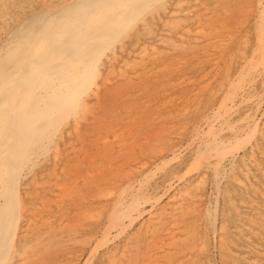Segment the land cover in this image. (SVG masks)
Here are the masks:
<instances>
[{
  "label": "bare ground",
  "instance_id": "6f19581e",
  "mask_svg": "<svg viewBox=\"0 0 264 264\" xmlns=\"http://www.w3.org/2000/svg\"><path fill=\"white\" fill-rule=\"evenodd\" d=\"M239 2L240 0L237 2V6L235 5L237 13L239 11L243 12V14L248 12L251 16L254 37L253 44L248 53L245 51V54H240L234 58L237 61L236 69L232 73H227L224 76L219 92H215V102L209 105L207 101V105L209 106L202 110L200 117L198 116L199 118H197L198 120L196 119L197 121H194L187 137L188 144L185 143V145H188L186 148L189 147V144L193 145L194 157L192 156L193 162H190L194 163V161H197V165H194L195 167L203 170V172H209L211 181L216 188L222 179L228 177L227 179H229L232 185L246 189V179H249V175L252 173L251 168L254 170V174L251 175L253 176L252 179L254 177V179H258V176L260 177L259 181L253 179L256 182L258 181V183L251 189L252 193L250 194L249 192L250 196L247 199L235 201L232 198L231 203L228 202L231 204L233 211L235 210L238 215L237 219L233 217L236 221L228 230L235 235H241L243 233L250 235L245 238L246 241L243 239L245 244L237 246L233 245V242V244L227 243V245L226 241L222 242L224 235H220L222 237L220 238L219 236V240L222 239L220 242L222 245H225L220 248L221 251L231 256V258L230 256L227 257V259L230 258L227 261L224 260V262H227L226 264H245L239 261L236 262L237 259L234 260V256L238 257V260L239 258H244L245 261L247 260V264H264V126L257 128L259 132V135H257L260 136L263 144L259 143L256 146L254 145L256 157L253 156L254 153H252L253 155L251 154L253 159H250L251 156L248 155L250 157H248L249 160L247 159L248 165L246 162H243L247 157L243 159L240 157L243 166H237L239 168L238 173L235 171L232 172L233 170H230L231 172L229 171V169L235 168L233 167V160H235L236 152L238 149L243 148V142H240L241 146L236 147V142L240 139L239 136L244 135L242 140L245 139L249 127L252 125L256 126V120L258 121V119L255 120L254 115L264 106V0H247L245 2L242 1L238 5ZM204 3L202 0H17L16 4H14V0H0V264H43L48 254L51 255L52 252L58 253L59 251L64 252L63 247L65 244L70 242L78 244L79 240L77 238L80 237L81 239L85 231L86 224L84 225L83 219L90 220L92 218L94 220L93 218L96 212L92 215L90 214L91 211H88L89 209L81 210L77 213L75 212L72 221H68L64 217L67 213L64 214L61 209L65 202H70V204L73 202V205L76 206L78 199L80 197L84 199L82 194L86 195L90 188L97 187L98 189H104L107 185L113 189L112 194L109 192L112 202L107 211L106 220L98 228L102 236H108L112 230L124 232L142 214L141 208L143 204L152 202V204L150 203L152 205L151 207L154 206L153 204H158L160 197L154 199V196L152 197L148 192L147 194L145 192L144 176L142 177L143 172L146 169L149 172V169L159 165V162L157 163L155 161L162 158L159 155L166 156L167 154H171L175 157L178 149L173 150L162 147L157 150L155 149L156 151L154 153L150 150L155 154V158L149 159L148 161H143L140 158L137 159L130 155H120L121 158L117 163L115 162L117 158L114 159L113 156L132 152L139 145V142L148 143L151 140V143L155 141L159 143L162 140L164 141L171 133L166 129V125L170 128L175 126V124L174 122L173 124H167V120L165 121L166 124L159 122L161 125L155 124L154 130L153 128L151 129L150 125L147 126L150 127V129L148 128L149 130H153L152 133L149 131L150 134L147 132L149 136L144 135L147 129L144 132L141 131L144 133V136L140 130V134L137 135V129H140L137 126H139L138 123H142V119L134 116L138 108L136 112L132 113L133 109L137 107L136 101L132 100L127 103L124 96H128L126 89L133 88L131 83L134 77L139 76V79L140 77L144 78L147 76L145 75L147 73L155 77L156 74H164L170 68H175L179 64L182 65L186 61L185 55L176 59L169 57L163 58L158 62L155 61L157 64H153V69H148L145 61L150 57L152 59L158 55L161 57L165 49L167 52L169 50H177L180 53L187 50L189 53L195 52L194 50L198 46L197 44L194 47V45L189 43L190 45L186 48L181 45V42L179 44L176 41L182 40V36L190 32V27L182 24L185 18L195 17V20L193 19L194 22L192 21L193 23H191L194 25L193 29L200 34L197 39L201 37L200 39L202 41L206 40L207 44L210 43L213 46V49L216 46H224L222 45L223 37L219 32L221 27L220 23L222 22L219 21V18L227 17V12L225 8L222 9L218 4H213L211 9L214 10L213 13L215 12L217 16L216 20L218 21L216 24L219 25L216 27L212 26L211 23L206 24L204 20L208 15H206L207 7ZM157 21L160 23V26L159 28L157 27L158 29L156 28L157 32L152 37H140V29H143L142 31H144L145 27L146 29H150L149 24L157 23ZM236 25L235 27H237ZM174 26L176 27L174 28ZM207 27L208 29L206 30ZM234 30L236 31L237 29ZM171 31H174V35H172ZM230 31L227 32L229 33ZM149 32L147 34H150ZM236 33L230 34L235 35ZM230 34L227 37H230ZM247 35L250 34L246 33L243 36L248 38ZM171 36H176L178 39L175 40ZM131 38L134 40H131ZM230 39L232 40V38ZM226 41L228 42L230 40ZM242 41L244 42L243 38ZM242 43H239V45ZM245 44H247L246 40ZM239 45L237 49H239ZM219 47L218 49H220ZM221 52L224 51L222 50ZM235 52L239 53L237 51ZM228 54L225 55L229 58L231 54ZM130 56H132L131 59L133 60V62L131 61L132 66L130 63L127 64V59ZM225 58L227 57L225 56ZM234 59L232 60L234 61ZM224 60L226 62V59ZM228 62H226V65ZM190 65L193 66L192 64ZM141 72L144 73L142 74L144 77L140 75ZM201 72L204 71L201 70ZM168 75L172 76V74ZM116 76H119V78H116ZM184 77L186 76L184 75ZM114 79L115 81L116 79H120L121 82L123 81V86L115 85L117 83L114 86L112 84ZM207 90H211L210 87ZM127 92L129 93V90ZM212 97L210 96L209 102L210 100H214V97L213 99ZM120 100L123 103H120ZM117 102L121 104L122 110H125H123L125 120L118 117L117 110L114 106ZM142 105L146 106L145 104ZM241 105L248 106V109L243 110V114L237 118L235 116ZM144 106L140 110L144 109ZM156 106L158 105L156 104ZM116 107L118 106L116 105ZM154 112L156 111L154 110ZM152 113H150V116ZM145 116L143 114L144 118ZM159 118L161 119V117ZM67 119L71 121L70 124L66 123ZM148 121L151 122L152 119ZM148 121L146 120V122ZM155 121L158 122V118ZM64 122L66 126H63V124L65 125ZM135 127L136 134L134 133L135 131L133 132V128L135 130ZM225 131L227 136L224 137L223 132ZM254 135L256 136V134ZM72 136L78 140V143L71 144L72 146L68 150L71 152L65 153L67 148L63 146L68 143L69 138ZM256 142L254 143L256 144ZM167 149L170 151L164 154ZM251 150L253 151V149H250V152H252ZM147 151L149 153V150ZM147 151L145 150L146 153ZM141 152L144 153L143 149ZM49 156L51 163L47 161L49 164H43L44 167L42 170L38 169L42 171L40 175L37 172L32 173V169L38 165L40 166L45 160H49ZM63 157H65V161L62 162L64 165L59 168V163L63 160ZM179 159L181 160V158ZM179 159L176 161L178 162ZM170 160L168 158V163H170ZM160 163L162 162L160 161ZM227 165L229 166L228 168ZM161 169L164 168L162 167ZM168 172L170 174V171ZM171 174L175 178V174ZM203 174L205 175V173ZM182 176L180 174V180L183 178ZM193 178L196 177L193 176ZM115 179L117 182H113L115 183L114 185L109 183ZM187 180L184 181L185 184H182V186L176 187L177 191L172 196L170 195V201L167 199L168 203L165 207H159V210H149V217L152 218L149 221L147 217L146 219L149 222L147 223L145 220L146 225L144 226V232L148 235L144 234L143 239L139 241H137L136 237H133L130 243H124L125 246L122 252L120 249L121 253H118V256L112 255L114 258L118 257L116 261L114 260L115 262L112 261L114 264H184L183 261L186 258L193 256V254L190 255L193 251L191 247L194 245V243L192 245L191 240L193 239L194 241L195 235L191 231L195 223L192 216L199 211H201L200 213L202 215L205 214L206 216L205 223H203L204 226L207 224L212 229V234L208 232L210 236L213 235L215 237L217 235H215V232L221 234L225 231L226 228L222 224L221 227L219 226L220 229L217 232L214 227L215 219L213 221L210 215V204L207 202L209 205L207 204L206 206L204 204L205 207H201L200 202L202 198L198 193L200 188L198 191H195L192 187L196 184L191 185L187 183L189 182ZM203 180L199 184H203ZM81 186L87 192L80 191L79 187ZM172 186L174 187V185ZM249 188L246 189L247 193ZM233 190L235 189L233 188ZM228 192L225 193L228 195ZM214 195L217 198V194ZM231 195L233 194L231 193ZM89 197L91 198V196ZM66 207L64 208L66 209ZM217 207L215 206V208ZM215 208L213 207V209ZM147 210L146 212H149ZM98 211L101 212V210ZM245 217L257 220L258 222L255 224V227L250 226L249 220H246ZM184 219H188L186 222L188 221L189 223H182ZM97 221L100 222L99 220ZM202 228L206 231L208 227L206 229L205 227ZM203 234V239L205 236H208L204 232ZM133 235L135 236L134 233ZM99 237L96 239L97 242H99ZM84 238L89 242V237L84 236ZM229 239H232V237ZM75 240L78 241L75 242ZM127 240L129 242V239ZM243 240L240 238V241ZM187 241H190L191 247ZM207 241H209V238ZM240 241L237 243L240 244ZM204 244V242L200 244V250L203 251V254L205 253L204 248H206ZM200 245L197 248H200ZM80 246L82 247V245ZM100 250L102 249L100 248ZM75 252L73 251V253ZM89 253V256L85 257H89L92 260ZM110 253L112 254V251ZM77 255H81V253ZM247 255H250L248 259H246ZM70 256L71 258H64L65 262L61 264L79 263H77L76 257L73 258L72 255ZM255 257H258V259ZM89 258L85 259L86 262L91 261ZM109 263L111 262L109 261ZM221 263H223V260H221Z\"/></svg>",
  "mask_w": 264,
  "mask_h": 264
},
{
  "label": "rangeland",
  "instance_id": "374dc122",
  "mask_svg": "<svg viewBox=\"0 0 264 264\" xmlns=\"http://www.w3.org/2000/svg\"><path fill=\"white\" fill-rule=\"evenodd\" d=\"M208 1V2H207ZM211 1V2H210ZM239 0H202V2L204 3V2H206V3H204V5L207 7V9H206V15H208V17H211V18H208L207 16V18L204 20V22L207 24H210L211 23V25L212 26H218L219 24H216L218 21L216 20V14H215V12L213 13V11L214 10H212L211 9V7H212V5L213 4H218L219 6H221V8L223 9V8H225V11L227 12L226 13V16L227 17H225V18H219V21L221 22L220 23V29H219V32H220V35L223 37V44L222 45H224V46H216L217 47V49H218V47L220 48V49H216V47H215V49H213V46H211V44L210 43H208L207 44V41L206 40H203L202 41V39H200L201 37H199L198 39H197V37L200 35L199 33H197L196 31H195V29H193L194 28V25L192 24L194 21H193V19L195 20V17L194 16H192V18H190V17H188V18H185L183 21H182V24H185V25H187L188 27H190L189 29H190V32H188L186 35H184V36H182V40H176V39H178L176 36V38L174 37V36H171V38H173V39H175L179 44H181L183 47H188L190 44L191 45H194V47H195V45L197 44L198 46L196 47V49L194 50L195 52L194 53H189L188 52V50L187 51H184V52H186V53H180V52H178L177 50H169L168 52L167 51H165V50H163V52H162V55L164 56H162L161 55V57H160V55H158L156 58H154V59H152V57H150L149 59H147V61H145L147 64H146V66H147V68L149 69V68H152V66H154L153 64H155L156 62H158L159 60H161V59H163V58H172V59H176V58H178V57H181V56H184L185 55V57H186V61H185V63H182V65H178L177 67H175V68H170V70H168L166 73H164V74H162V73H159V74H156L155 75V77H153V75L151 76L149 73H147V74H145V75H147V76H145L144 77V75H142V74H144V73H140V75H142L144 78H146V79H144V78H142V77H140V79H141V81H140V79L136 76V77H134L133 79H132V86H133V88H130V89H128L129 90V93L127 92L128 90L126 89V94L128 95V96H124L125 97V100L127 101V103H129V102H131L132 100L133 101H136V108L135 109H133V111H132V113H134V112H136L137 111V108H138V113L136 112V113H134L135 115L134 116H137V118H139V119H142V123H138V125L139 126H137V128H140V129H137V135H139L140 134V132L142 131V132H144V130H146V133L144 134V133H142V135L144 134V135H147V136H149V134H150V132L149 131H151V130H149L150 129V127H151V129L153 128V130H154V128H155V126L156 125H161V124H166V122H167V124L168 123H172L173 124V122H174V124H175V126H173V127H170L169 128V126H167L166 125V129L168 130V131H170L171 133H170V136L168 137V138H166L164 141L162 140L161 142H157V141H155V142H153V143H151V140H149L148 141V143H145V142H139L138 144L139 145H141L140 147H138L139 145H137L135 148H134V150H132V152H129V153H127V154H125V153H122V154H119V156H113L114 157V159L115 158H117V159H115V162H119V160H120V155H130V156H133L134 158H137V159H141V160H146V161H148L149 159H154L155 157V154H153L154 153V151H156L157 149H160V148H162V147H165V148H169V149H173V150H177V152H176V154H175V157H173V155H171V154H167L166 156H160L159 155V157H162L161 159L159 158V159H157V160H155V161H157V163L159 164L158 166H155V167H157V168H151V169H149V172H148V169H146L143 173V175H142V177L144 178L143 179V182H144V186H145V192H146V194H147V192H148V194H150V196H154V199L155 198H159L160 197V199L158 200V204H153L154 206L153 207H151L152 205H150V203L152 204V202H147V204H143V206H142V208H141V210H142V214H140V216L139 217H137L134 221H133V223L130 225V226H128L127 227V229L126 230H124V232H119V231H116V230H112L111 231V234H109L108 236H102L101 235V233L99 232V227L102 225V223L103 222H105V220H106V217H107V211L109 210V206H110V204H111V202H112V199L110 198V195L113 193L112 191H113V189L109 186H107L106 185V187L103 189V188H101V189H98L97 187H95V188H90L89 190H88V192H87V190H85V188L83 187V186H81V187H79V189H80V191L82 190V192L84 191H86L87 192V196L86 195H84V194H82L83 196V198L84 199H82L81 197L78 199V204L76 205V206H74L73 205V202L70 204V202H65V203H63V208L61 209V210H63L62 212L64 213V214H66L67 213V215H65L64 217L66 218V220H68V221H72V219H73V215L75 214V212L77 213V212H79V211H81V210H88V211H91V213L90 214H92V215H94V213L96 212H98V213H100V214H96L95 213V215H96V219H95V215H94V220H92V218L89 220H86V219H83L84 220V225H85V231L83 232V237H81V239H80V237H78L77 239L79 240H77L78 241V244H74V243H68V244H65L64 245V247H63V249H64V252H65V254H64V252L63 251H57L58 253H53L52 252V256H54V255H56V256H54V257H52L50 254H48V256L47 257H45V260H44V263L43 264H61V263H64L65 262V260H64V258H66V259H68V258H71V256L70 255H72L73 256V258H77V263L78 264H105V262H106V264H111V263H113L112 261H116V259L118 258H114L112 255H114V256H118L121 252H122V250L124 249L123 247L125 246V244H128V243H130L131 241L130 240H132L133 239V237H136L137 238V241H139L140 239H143V236H144V234L146 235L147 233L146 232H144L145 231V228H144V226L146 225V222H145V220L147 221V223L150 221V218H152V217H149L150 216V209H152V211L153 210H159L160 208H163V207H165L166 205H167V201L169 200L170 201V198H171V196L173 195V193L174 192H176L177 191V188L178 187H180V186H182V184H185V182L184 181H186L187 179H189V180H187V181H189V182H187V183H189V184H191V185H195L194 187H192L193 189H195V191H198V189H199V191H198V193L201 195V198L203 199H201V202H200V205H201V207H205L204 206V204L207 206V204L209 203L210 204V206H211V213H210V211H209V213H210V215H211V217L213 218V221H214V219H215V221H214V227H215V229L217 230V232L219 231V229H220V227H221V225L222 224H224V228H226L225 229V231H223L221 234H218V233H216L215 232V237L213 236V235H211L210 236V234H212V229L209 227V226H207V224H205V226H204V224L203 223H205V218H206V216H205V214L204 215H202L200 212L201 211H199V212H197V213H195L193 216H192V219L195 221V223H194V226H193V229L191 230L192 231V233H193V235H194V241H193V239L191 240V243H192V245H193V243H194V245L191 247L190 245H191V243H190V241H187V242H189L188 243V245L192 248V253L190 254V255H192L193 254V258L191 257V258H186L183 262H184V264H192L193 262V264H226L227 262V260L228 259H230L231 258V256L230 255H226V254H224L222 251H221V247H223V246H225L224 244L222 245V243L220 242V241H222V239H223V241L222 242H225L226 241V244L228 243V244H233V242H234V244L233 245H237V246H241V245H244L245 243V241H246V239L245 238H247V236H250V235H246V234H241V235H235V234H232L228 229L231 227V226H233V224L235 223V221H236V219H237V217H238V215H237V212L234 210L233 211V208H232V206H231V200H232V198L235 200V201H237V200H239V199H247V197L248 196H250V194L252 193V191H251V189H253V187H255V185H257V183H258V181H259V176H258V181L256 182V181H254V180H256V179H252V177L253 176H251L252 174H254V170H253V168H251V174L249 175V179L247 180L246 179V187L247 188H249V187H251V188H249L248 189V193H247V188L246 189H243V188H238V187H235L234 185H232L231 184V182L229 181V179H227L228 177H226V179L224 178V179H222L221 180V182L218 184V187L216 188V186L214 187V185H213V183H212V179H211V176H210V173L209 172H203V170H200L199 168H197V167H195L196 165H197V161H194V163H191V162H193V145H190L189 144V147H187L186 148V146H188V145H185V143L186 144H188V134H189V132H190V130L192 129V126H193V124H194V121L197 119V118H199L200 117V114L202 113V110H204L205 108H207L209 105H212L214 102H215V92H219V88L221 87V84L223 83L222 82V80H223V78H224V76L227 74V73H232L235 69H236V67H237V61H236V59H234V58H236L238 55H240V54H245V51H246V53H248L249 52V50H250V48H251V46H252V44H253V24H252V21H251V16H250V14L248 13V12H246V13H244L243 14V12H241V11H239V13H237V11H236V9H235V5L237 6V2H238ZM242 1L243 2H245V1H247V0H240V2L238 3V5L239 4H241L242 3ZM16 2H17V0H14V4H16ZM236 3V4H235ZM230 4V5H229ZM228 5V6H227ZM234 5V6H233ZM225 6V7H224ZM229 8V9H228ZM219 9V8H218ZM229 12H228V11ZM209 11H211V12H209ZM236 12V13H235ZM210 13V14H209ZM241 13V14H240ZM249 14V15H248ZM231 16H232V18H231ZM250 16V17H249ZM215 17V18H214ZM243 18V19H242ZM247 18V19H246ZM240 19V20H239ZM242 19V20H241ZM188 20H191V21H188ZM229 20V21H228ZM193 21V22H192ZM208 21V22H207ZM226 21V22H225ZM230 21H233V22H230ZM192 22V23H191ZM225 22V23H224ZM228 22H230L229 24H231L230 26H229V24H228ZM237 22V23H236ZM157 23H158V21H157ZM150 23L149 25H150V29H146V27H145V29H144V31H142L141 29V31L139 30V35H140V37H144V36H147V37H149V36H151L152 37V35L153 34H155L156 32H157V29L159 28V26H160V23ZM190 23V24H189ZM153 24V25H152ZM224 24H225V26H224ZM235 24H237L236 26L237 27H235ZM238 24H239V26H238ZM156 27H155V26ZM224 26V28H223V26ZM226 25H228V26H226ZM232 25H234V26H232ZM193 26V27H192ZM153 29H152V28ZM158 27V28H157ZM176 26H174V28H175ZM192 27V28H191ZM154 28H155V30H154ZM157 28V29H156ZM171 28H173V27H171ZM227 28V29H226ZM249 28V29H248ZM192 29V30H191ZM208 29V27L206 28V30ZM234 29H237L236 31L234 30ZM239 29V30H238ZM149 30H151V32H149ZM229 31V30H231L229 33L227 32V31ZM245 30V31H244ZM248 30H250V31H248ZM155 31V32H154ZM233 31V32H232ZM247 31V32H246ZM150 33V34H147V33ZM172 32V35H174V31H171ZM223 34H222V33ZM228 33V34H233V33H236L235 35H231L230 37H227V35L228 34H226V33ZM242 32V33H241ZM250 32V33H249ZM189 33H191V34H189ZM239 33V34H238ZM244 33V34H243ZM246 33L247 34H250V35H247L248 36V38L246 37L245 38V36H243V35H246ZM242 34V35H241ZM142 35V36H141ZM226 35V36H225ZM237 35V36H236ZM241 35V36H240ZM196 36V37H195ZM233 36V37H232ZM188 37V38H187ZM195 37V38H194ZM229 38V39H227V38ZM239 37V38H238ZM134 38V37H133ZM133 38H131V40L133 39ZM193 38H194V40H193ZM230 38H232V40H233V42H232V40L230 39ZM242 38H243V40H244V42L242 41ZM250 38H252V39H250ZM135 39V38H134ZM133 39V40H134ZM185 39V40H184ZM225 39V40H224ZM240 39V40H239ZM201 40V41H200ZM226 40H230V41H226ZM236 40V41H235ZM245 40H246V42H247V44H245ZM237 43L238 41V45H239V43H242V44H240L239 45V49H237L238 48V45L235 43V42ZM249 41V42H248ZM181 42V43H180ZM186 44H185V43ZM224 42H226V43H224ZM184 43V44H183ZM188 43V44H187ZM190 43V44H189ZM194 43V44H193ZM249 43V44H248ZM226 44H227V46H226ZM234 44V45H233ZM237 45V46H236ZM243 45H244V47H243ZM246 45V46H245ZM248 45V46H247ZM234 46V47H233ZM236 46V47H235ZM202 47V48H201ZM224 47V48H223ZM207 48V49H206ZM209 48V49H208ZM221 48H222V50L224 51V52H221L222 50H221ZM232 48V49H231ZM234 48H236V49H234ZM240 48H242V49H240ZM245 48V49H244ZM199 49H201V50H199ZM203 49H204V51H203ZM229 49H231V50H229ZM207 50V51H206ZM199 51V52H198ZM200 51H202V52H204V53H202V52H200ZM212 51V52H211ZM229 53H227V52ZM232 51H233V53H232ZM235 51H237V52H239V53H236ZM166 52H167V54H166ZM211 52V53H210ZM220 52V53H219ZM176 53H178V54H176ZM187 53H188V55H187ZM213 53V54H212ZM216 53V54H215ZM217 53H219V54H217ZM161 54V53H160ZM165 54V55H164ZM191 54V55H190ZM206 54V55H205ZM208 54H210V55H208ZM225 54H228V55H230L229 56V58H228V56L227 55H225ZM171 55V56H170ZM176 55V56H175ZM200 55H202V56H200ZM208 55V56H207ZM216 55V56H215ZM221 55V56H220ZM167 56V57H166ZM173 56V57H172ZM198 56V57H197ZM215 56V57H214ZM222 56H224V57H222ZM225 56L227 57V58H225ZM131 57L132 56H130V58L129 59H127V64H129L130 63V65L132 66V62H133V60L131 59ZM196 57V59L194 60V58ZM201 57V58H200ZM204 57V58H203ZM207 57H211V58H208L207 59ZM218 57V58H217ZM231 57H233L232 59H234V61L232 60V59H230ZM199 58V60H202V61H199V60H197ZM221 58V59H220ZM223 58V59H222ZM152 59V60H151ZM190 59H192V60H190ZM211 59V60H210ZM224 59H226V62H228V59H229V62H228V64H229V67H228V64L226 65V62H225V60ZM220 60H222V61H220ZM224 60V61H223ZM132 61V62H131ZM156 61V62H155ZM216 61V62H215ZM217 61H218V63H217ZM231 61V62H230ZM192 62V63H191ZM152 63V64H151ZM209 63V64H208ZM220 63V64H219ZM223 63V64H222ZM157 64V63H156ZM184 64H185V66H184ZM190 64H192L193 66L194 65H196V66H191ZM234 64V66H232ZM151 65V66H150ZM188 65V66H187ZM210 65V66H209ZM215 65H217L216 67H215ZM223 65V66H222ZM150 66V67H149ZM190 66V67H189ZM212 66H214V67H212ZM123 67V66H122ZM215 69V68H217V69H215L214 71H213V69ZM222 67H224V68H222ZM234 67V68H233ZM130 68V67H129ZM211 68V69H210ZM153 69V68H152ZM173 69V70H172ZM191 69V70H190ZM133 70V69H132ZM201 70L202 71H204V72H201ZM223 70V71H222ZM176 71V72H175ZM199 71V72H198ZM175 72V73H174ZM223 72H225L224 74H223ZM178 73H179V75H178ZM201 73H203V74H201ZM205 73V74H204ZM219 73H220V75H219ZM168 74H172V76L171 75H168ZM186 76V77H184V75ZM149 75V76H148ZM159 75V76H158ZM183 75V77H181ZM203 75V76H202ZM206 75V76H205ZM202 78H201V77ZM212 76V77H211ZM153 77V78H152ZM164 77V78H163ZM205 77V78H204ZM220 79H219V78ZM116 78H119V76H116ZM138 79V80H136V79ZM147 78H148V80H147ZM156 78V79H155ZM170 78V79H169ZM190 78H192V79H190ZM199 78H201V79H199ZM207 78V79H206ZM143 79V80H142ZM155 79V80H154ZM164 79H167V80H164ZM189 79V80H188ZM218 79H219V81H218ZM136 80V81H135ZM163 82H162V81ZM186 80V81H185ZM201 80H202V82H201ZM214 80V81H213ZM221 80V81H220ZM140 81V82H139ZM146 81V82H145ZM148 81V82H147ZM172 81V82H171ZM191 81V82H190ZM207 81V82H206ZM218 83H217V82ZM161 82H162V84H161ZM166 82V83H165ZM169 82H171V83H169ZM175 82V83H174ZM195 82V83H194ZM206 84H204V83ZM217 84H216V83ZM115 83H117V84H115ZM120 83V84H119ZM180 85H179V84ZM184 83V84H183ZM203 83V85H201ZM212 83V84H211ZM113 85L115 84V85H118V86H120V87H122L123 86V81L121 82V80L119 79H116V81H115V79H114V82L112 83ZM134 84V85H133ZM168 84V85H167ZM178 84V85H177ZM215 84V85H214ZM114 85V86H115ZM138 85V86H137ZM144 85V86H143ZM166 85V86H165ZM182 85H183V87H182ZM198 85V86H197ZM210 87V89L212 90H207V89H209V87ZM211 85H212V87H211ZM170 86V87H169ZM193 86V87H192ZM201 86H203V87H201ZM160 87V88H159ZM207 88L206 90H205V88ZM201 88H203V89H201ZM123 89H125V88H123ZM187 89V90H186ZM217 89V90H216ZM192 90V91H191ZM184 91H186V92H184ZM125 92V91H124ZM194 94H193V93ZM206 92H209V93H211V94H209V93H207V94H205ZM214 94H213V93ZM145 94V95H144ZM213 94V95H212ZM140 95V96H139ZM179 95V96H178ZM189 96V97H187V96ZM207 95H208V97H207ZM212 97H214V100H210V102H209V98H210V96ZM139 96V97H138ZM153 97L151 100H150V98L151 97ZM176 96V97H175ZM184 96V97H183ZM196 96V97H195ZM145 97V98H144ZM150 97V98H149ZM155 97V98H154ZM175 97V98H174ZM186 97V98H185ZM191 97V98H190ZM194 97V98H193ZM206 97H207V99H206ZM213 97H212V99H213ZM149 98V99H148ZM177 98V99H176ZM202 98H203V101H202ZM168 99V100H167ZM185 99V100H184ZM187 99V100H186ZM193 99V100H192ZM123 100V99H122ZM122 100H120L119 102L120 103H123V101ZM146 100V101H145ZM149 100V101H148ZM200 100V101H199ZM138 101H139V103H142V104H145L146 106H144V105H142V104H140L139 105V103H138ZM141 101V102H140ZM158 101V102H157ZM193 103H192V102ZM207 101H208V104L209 105H207ZM119 102H117V104H114V106H115V109L117 110V113H118V117H120V118H122V119H124L125 120V115H124V111L122 110V107H121V104L119 103ZM147 102V103H146ZM160 102V103H159ZM165 102V103H164ZM200 104H199V103ZM138 103V104H137ZM162 103H163V105H162ZM168 105H167V104ZM155 104V105H154ZM156 104L158 105V106H156ZM165 104V105H164ZM201 104H203V105H201ZM116 105L119 107H116ZM138 105H139V107H138ZM150 105V106H149ZM186 105V106H185ZM204 105H207V106H204ZM142 106H144L143 108L145 109H142V110H140V108L142 107ZM154 106V107H153ZM202 106V107H201ZM120 107H121V109H120ZM193 107V108H192ZM194 107H195V109H194ZM264 107V106H263ZM263 107H261L260 108V111H258V112H256L255 113V115H254V117H255V120L256 119H258V121L256 120V126L255 125H252L251 127H249V129H248V133H249V135L251 136V139H250V136L248 135V133H247V135H245L246 137H245V139H243L242 140V138H244V135L243 136H239L240 137V139H238V141L236 142V147L237 146H241L240 144V142H243L242 143V147H239V148H242V149H238V151L236 152L237 154H236V156H235V160H233V167H235V168H233V169H229V171L231 170H233L232 172H237L238 173V167L240 166H243V162H246L247 163V159H248V157L249 156H251V158L250 159H253V156L254 157H256V151H255V146L256 145H258L259 143H261V144H263L262 143V140L260 139V136H258L259 135V132H258V129L257 128H260L261 126H264V108ZM156 108H157V110H156ZM186 108V109H185ZM199 108H200V110H199ZM153 109V110H152ZM188 109V111H186ZM193 109V110H192ZM246 109H248V106H243V105H241L240 106V108L238 109V111H237V113H236V116L235 117H240V115L241 114H243V112L246 110ZM263 109V110H262ZM121 112H120V111ZM144 110V111H143ZM154 110L156 111V112H154ZM182 110H184V111H182ZM244 110V111H243ZM123 111V112H122ZM153 112L152 114H151V116H150V113L151 112ZM199 111H201V112H199ZM119 112H120V115H119ZM140 112H141V114L143 113L144 115H146L145 116V118L143 117V114L141 115L140 114ZM150 112V113H149ZM260 112V113H259ZM262 112H263V114H262ZM122 113H123V115H122ZM199 113V114H198ZM139 115V117H138V115ZM158 116H157V115ZM239 114V115H238ZM153 115V116H152ZM161 115V116H160ZM257 115V116H256ZM259 115V116H258ZM164 116V117H163ZM199 116V117H198ZM159 117H161V119L159 118ZM258 117V118H257ZM150 118V119H149ZM156 118V119H155ZM157 118H158V122H156L155 120H157ZM152 119V121L150 122V121H148V120H151ZM160 119V120H159ZM260 119V120H259ZM146 120L148 121V122H146ZM164 120V121H163ZM167 120V121H166ZM171 120V121H170ZM172 120H174V121H172ZM198 120V119H197ZM196 120V121H197ZM166 121V122H165ZM170 121V122H169ZM154 122H156V123H154ZM161 124H160V123ZM163 122H165V123H163ZM65 123V122H64ZM67 124H70L71 123V121L70 120H68L67 119V122H66ZM66 123H65V125L63 124V126H66ZM158 123V124H157ZM144 124V125H143ZM153 124V126H151ZM156 124V125H155ZM263 124V125H262ZM141 125V126H140ZM150 125V127H147V126H149ZM155 125V126H154ZM144 126V127H143ZM84 127V126H83ZM141 128H143V129H141ZM149 128V129H148ZM169 128V129H168ZM214 129V128H213ZM139 130H140V132H139ZM152 130V131H153ZM250 130V131H249ZM135 131V132H134ZM152 131H151V133H152ZM254 131V132H253ZM131 132H132V130H131ZM133 132L136 134V127H135V130H134V128H133ZM147 132H149V134L147 133ZM257 132V133H256ZM176 133V134H175ZM254 134H256V136L254 135ZM258 134V135H257ZM141 135V136H142ZM143 135V136H144ZM223 136L225 137V136H227V133H226V131L225 132H223ZM253 137H255L254 139H253ZM257 138V139H256ZM76 138H74V136H72L71 138H69V140H68V143H67V141H66V143L68 144H65V146H63V147H65V148H67L66 150H65V153H67V152H71V151H68V150H70V146H72L73 144H77L78 142V140L76 139ZM71 140V141H70ZM75 140V141H74ZM187 140V141H186ZM246 140V141H245ZM70 141V142H69ZM249 141V142H248ZM256 141H259V142H256ZM75 142H77V143H75ZM254 142H256V144L254 143ZM140 143H143V144H140ZM151 145H150V144ZM245 143V145H243ZM72 144V145H71ZM159 144V145H158ZM252 144V145H251ZM148 145V146H147ZM150 145V146H149ZM255 145V146H254ZM68 146V147H67ZM147 146V147H146ZM154 146H155V148H154ZM158 148H157V147ZM192 146V147H191ZM253 146V147H252ZM137 147H138V149H137ZM146 149H145V148ZM150 147V148H149ZM186 149H185V148ZM251 147V148H250ZM141 148V149H140ZM184 148V149H183ZM238 148V147H237ZM245 148V149H244ZM142 149H143V152L144 153H142L141 151H142ZM156 149V150H155ZM183 149V150H182ZM188 149V150H187ZM250 149H253V151L252 152H250ZM145 150L147 151V150H149V153H148V151H147V153L145 152ZM153 152H151V151ZM245 150V151H244ZM249 150V151H248ZM167 151V152H166ZM165 151V153L164 154H166V153H168L170 150H166ZM187 151V152H186ZM192 151V152H191ZM242 151V152H241ZM247 151V152H246ZM135 152V153H134ZM162 152H164V150H162ZM181 152V153H180ZM186 152V153H185ZM140 153H142V154H140ZM152 155H151V154ZM179 153V154H178ZM243 153V154H242ZM252 153H254V155L252 154ZM140 154V155H139ZM147 154V155H146ZM178 154V155H177ZM253 156H252V155ZM143 155V156H142ZM177 155V156H176ZM182 155V156H181ZM243 155V156H242ZM249 155V156H248ZM46 156V155H45ZM45 156H44V158H45ZM148 156V157H147ZM149 156H151V157H149ZM179 156V157H178ZM193 156V157H192ZM239 158H238V157ZM145 158V159H142V158ZM147 157V158H146ZM243 158H245V157H247L246 159H244L243 160V162H242V159ZM44 158H43V160H44ZM164 158H165V160H166V162H165V160H164ZM168 158L169 159H171L172 160V162H171V160H170V163H168L169 161H168ZM174 158H175V160H174ZM179 158H181V160L179 159ZM164 161H163V160ZM179 159V161L177 162L176 160H178ZM42 160V161H43ZM175 162H174V161ZM239 160H241V161H239ZM246 160V161H245ZM249 160V159H248ZM46 161V162H45ZM44 161V163H41V165L39 166H37V167H35V168H33L32 169V173H38V175H40V173L42 172V171H39L38 169H43V164H49V163H51V158H50V156H49V160L47 159V160H45ZM47 161H49V163L47 162ZM63 161H65V157H63V160H61V162L59 163V168H61L64 164L62 163ZM160 161L162 162V163H160ZM191 161V162H190ZM236 161H237V163H236ZM164 162V163H163ZM191 164H190V163ZM242 162V163H241ZM168 163V164H167ZM173 163V164H172ZM188 163V164H187ZM175 164V165H174ZM163 165V166H162ZM179 165V166H178ZM188 165V166H187ZM190 165V166H189ZM195 165V166H194ZM245 165V164H244ZM247 165H248V163H247ZM61 166V167H60ZM160 166H161V168L163 167L164 169H161L160 168ZM167 166V167H166ZM168 166H169V168H168ZM184 166V167H183ZM238 166V167H237ZM249 166H250V164H249ZM40 167V168H39ZM158 167H159V169H158ZM186 167H187V169H186ZM229 166L227 165V168H228ZM251 167V166H250ZM166 168V169H165ZM184 168V169H183ZM197 168V169H196ZM37 169V170H36ZM158 169V170H157ZM174 169V170H173ZM156 170V171H155ZM162 170V171H161ZM170 171V174H169V172L168 171ZM176 170V171H175ZM193 170V171H192ZM200 170V171H199ZM114 171H115V169H114ZM155 171V172H154ZM184 173H183V172ZM188 171H190L189 173H188ZM230 171V172H231ZM45 172V171H44ZM153 172V173H152ZM165 172V173H164ZM176 172V173H175ZM180 172V173H179ZM200 172V173H199ZM31 173V174H32ZM147 173V174H146ZM164 173V174H163ZM168 173V174H167ZM171 173H173V174H175V178H174V176L171 174ZM187 173V174H186ZM198 173V174H197ZM203 173H205V175L203 174ZM229 173V172H228ZM154 174H155V176H154ZM161 174V175H160ZM180 174L181 175H183L182 177V179L180 180L179 178H180ZM192 174V175H191ZM197 174V175H196ZM256 174V173H255ZM146 175V176H145ZM148 176H150L149 178H147ZM152 176V177H151ZM173 176V178L171 179V177ZM178 178H177V177ZM189 176V177H188ZM193 176L194 177H196V178H193ZM251 176V177H250ZM210 177V178H209ZM120 178V177H119ZM118 178V179H119ZM152 178V179H151ZM166 178H168V179H166ZM171 180H170V179ZM192 178V179H191ZM148 179H150V180H148ZM156 179V180H155ZM178 179V180H177ZM201 179V180H200ZM204 179V180H203ZM208 179V180H207ZM148 180V181H147ZM152 180V181H151ZM169 180V181H168ZM177 180V181H176ZM191 180V181H190ZM202 180H203V184H199V183H202ZM166 181V182H165ZM167 181H168V183H167ZM199 181V182H198ZM248 181V182H247ZM113 182H117L116 181V179L115 180H112V181H110L109 183H112L113 185L115 184V183H113ZM147 182V183H146ZM154 182H155V184H154ZM253 183L252 185H251V183ZM108 183V184H109ZM149 183V184H148ZM161 183V184H160ZM164 183V184H163ZM171 183H173V184H171ZM160 185V186H158V185ZM163 184V185H162ZM171 184V185H170ZM226 184V185H225ZM228 184V185H227ZM80 185H82L81 183H80ZM151 185V186H150ZM169 185V186H168ZM172 185H174V187L172 186ZM177 185V186H176ZM179 185V186H178ZM199 185V186H198ZM206 185V186H205ZM220 185V186H219ZM223 185V186H222ZM251 185V186H250ZM254 185V186H253ZM148 186V187H147ZM172 188H171V187ZM163 187H165V188H162ZM170 187V188H169ZM177 187V188H176ZM220 187V188H219ZM82 188V189H81ZM83 188H84V190H83ZM175 188V189H174ZM222 188V189H221ZM233 188L236 190H233ZM168 189V190H167ZM174 189V190H173ZM204 189V190H203ZM216 189V190H215ZM219 189V190H218ZM227 189V190H226ZM238 189H241L242 190V192H241V190H238ZM160 190V191H159ZM206 190V191H205ZM155 191V192H154ZM162 191V192H161ZM213 191V192H212ZM227 191H229L228 192V195H227V193H225V192H227ZM233 191V192H232ZM234 191H235V193H234ZM245 191V192H244ZM109 192L111 193L110 195H109ZM165 193V195H164V193ZM207 192V193H206ZM215 192V193H214ZM237 192V193H236ZM240 192V193H239ZM244 192V193H243ZM249 192H250V194H249ZM92 193V194H91ZM160 193V194H159ZM210 193V194H209ZM212 193H213V196H212ZM219 193V194H218ZM225 193V194H224ZM229 193H230V195H229ZM231 193L233 194V195H231ZM247 193V194H246ZM91 194V195H90ZM214 194H217V198H216V195H214ZM234 194H235V196H234ZM238 194V195H237ZM92 195H94V196H92ZM171 195V196H170ZM218 195H221V196H218ZM237 195V196H236ZM246 195V196H245ZM89 196H91V198L89 197ZM202 196H204V197H202ZM239 196V197H238ZM241 196H245L244 198L242 197L241 198ZM225 197V198H224ZM229 197V198H228ZM231 197V198H230ZM86 198V199H85ZM208 198V199H207ZM215 198V199H214ZM223 198H224V200H223ZM81 199V200H80ZM168 199V200H167ZM87 200V201H86ZM153 200V199H152ZM213 200H215V201H213ZM216 200H217V202H216ZM219 200V201H218ZM221 200V201H220ZM82 201V202H81ZM211 201V202H210ZM213 201V202H212ZM205 202V203H204ZM208 202V203H207ZM228 202H230V203H228ZM216 203V204H215ZM228 203V204H227ZM83 204V205H82ZM94 206H93V205ZM208 204V205H209ZM82 205V206H81ZM163 205V206H162ZM213 205H215L217 208H215V206H213ZM67 206V207H66ZM73 206V207H72ZM79 206V207H78ZM92 206V207H91ZM157 206V207H156ZM209 206V207H210ZM215 208V209H213V207ZM64 207H66V209L64 208ZM72 207V208H71ZM78 207V208H77ZM81 207V208H80ZM89 207V208H88ZM160 207V208H159ZM222 207V208H221ZM74 208V209H73ZM77 208V209H76ZM91 208V209H90ZM149 208V209H148ZM159 208V209H158ZM225 208V209H224ZM65 209V210H64ZM148 209V210H147ZM215 210V211H213V210ZM98 210H101V212H99ZM144 210V211H143ZM146 210L147 211H149V212H146ZM57 211H59V210H57ZM92 211H93V213H92ZM217 211V212H216ZM226 211V212H225ZM69 212V213H68ZM215 212V213H214ZM70 213H71V215H70ZM147 213V214H146ZM214 213V214H213ZM213 214V215H212ZM101 215V216H100ZM217 215V216H216ZM67 216V217H66ZM204 216V217H203ZM220 216V217H219ZM223 216V217H222ZM98 217V218H97ZM148 217V218H147ZM236 218V219H234V218ZM100 218V219H99ZM102 218V219H101ZM149 219V221L147 220V219ZM217 218V219H216ZM223 219V220H222ZM245 219L246 220H249V222H250V226H254L255 227V224L258 222L257 220H253V219H251L250 217H245ZM97 220H99L100 222H98ZM103 220V221H102ZM143 220V221H142ZM186 220H188V219H186ZM186 220L184 219L183 220V222L182 223H185V224H187V223H189L188 221L186 222ZM198 220V221H197ZM254 222H253V221ZM88 222V223H86V222ZM90 221H92V222H90ZM140 222H141V224H140ZM252 222V223H251ZM139 224H140V226H139ZM252 224V225H251ZM88 225V226H87ZM200 225V226H199ZM201 225H202V227H205V229H206V231L205 230H203L204 228H202L201 227ZM218 225V226H217ZM220 226V227H219ZM87 227V228H86ZM138 228H139V230H138ZM142 228V229H141ZM87 229V230H86ZM190 229V228H189ZM202 229V230H201ZM214 229V230H215ZM201 230V231H200ZM215 230V231H216ZM91 231V232H90ZM93 231V232H92ZM139 231V232H138ZM90 232V233H89ZM118 232V233H117ZM195 232V233H194ZM203 232L205 233V235H208V236H205V238L203 239ZM207 232V233H206ZM208 232H211L210 234L208 233ZM244 232V231H243ZM246 232V231H245ZM100 233V234H99ZM123 233V234H122ZM133 233L135 234V236L133 235ZM224 233V234H223ZM89 234H91L90 236H89ZM97 234V235H96ZM143 234V235H142ZM201 234V235H200ZM227 234V235H226ZM228 234H229V236H228ZM115 235H117V236H115ZM130 237H129V236ZM148 235V234H147ZM220 235H224L223 237L222 236H220ZM243 235V236H242ZM84 236L85 237H89L90 238V240H89V242H88V240L87 239H85L84 238ZM100 236V237H99ZM213 236V237H212ZM219 236H220V238L222 237V239L221 240H219L220 238H219ZM237 236H239V237H237ZM93 237V238H92ZM100 238V239H98L99 240V242H97V238ZM132 237V238H131ZM209 238V241H207L208 240V238ZM231 238L232 237V239H229V238ZM236 237H237V239H236ZM129 239V242H127L128 240L127 239ZM131 238V239H130ZM135 238V239H136ZM207 238V239H206ZM218 238V239H217ZM239 238V239H238ZM240 238H241V240H243V241H240ZM82 239H83V241H82ZM103 239V240H102ZM125 239V240H124ZM134 239V240H135ZM81 240V241H80ZM88 242H86V241ZM96 240V241H95ZM115 240V241H114ZM133 240V241H134ZM231 240H232V242H231ZM235 240V241H234ZM76 240H75V242H77ZM119 241V242H118ZM240 241V244L239 243H237V242H239ZM252 242H254L253 240H251ZM81 242V243H80ZM85 242V243H84ZM108 242V243H107ZM111 242V243H110ZM203 242L205 243L204 245L206 246V248H204V254H203V251L202 250H200L201 249V243L203 244ZM83 243V244H82ZM96 243V244H95ZM119 243V244H118ZM122 243V244H121ZM125 243V244H124ZM237 243V244H236ZM243 243V244H242ZM74 244V245H73ZM88 244V245H87ZM93 244V245H92ZM215 244V245H214ZM227 244V245H228ZM77 245V246H76ZM80 245H82V247L80 246ZM95 245V246H94ZM116 245V246H115ZM200 245V248H197L198 246ZM203 245V247H205ZM219 245H221V246H219ZM226 245V246H227ZM84 246V247H83ZM92 247V251H91V247ZM97 246V247H96ZM105 246V247H104ZM107 246V247H106ZM110 246H113V247H110ZM119 246V247H118ZM196 246V248H194ZM80 247H81V249H80ZM80 249V251H79V249ZM82 248H83V250H82ZM100 248L102 249V250H100ZM106 248V249H105ZM118 248V249H117ZM194 248V249H193ZM78 250L77 252H75L76 250ZM87 249V250H86ZM90 249V250H89ZM95 249V250H94ZM105 249V250H104ZM107 249H109L108 251H107ZM120 249H121V252H120ZM199 249V250H198ZM72 250V251H71ZM85 250V251H84ZM99 250V251H98ZM116 250V251H115ZM118 250V251H117ZM206 250V251H205ZM67 251V252H66ZM73 251L76 253V254H79V253H81V255H77L76 256V254L75 253H73ZM87 251V252H86ZM112 251V254L110 253ZM69 252H70V254H69ZM90 252V253H89ZM95 252V253H94ZM102 252V253H101ZM106 252V253H105ZM198 252V253H197ZM67 253V254H66ZM88 253L90 254V256H91V258H92V260L89 258V257H87V258H89V260H91L90 262L88 261V262H86V260L85 259H87L85 256H89L88 255ZM109 253H110V255H109ZM119 253V254H118ZM218 253V254H217ZM74 254V255H73ZM102 254V255H101ZM118 254V255H117ZM50 255V256H49ZM62 255V256H61ZM95 255V256H94ZM70 256V257H69ZM80 256V257H79ZM94 256V257H93ZM103 256V257H102ZM107 256V257H106ZM110 256H112L113 257V259H112V257H110ZM230 256V258H228L227 259V257H229ZM250 255H247V258L246 259H248V257H249ZM48 257H50V258H48ZM57 257V258H56ZM78 257H79V259H78ZM83 257V258H82ZM48 258V259H47ZM105 258V259H104ZM255 258H257L258 259V257H255ZM94 259V260H93ZM112 259V260H111ZM195 259H196V261H195ZM237 259V260H236ZM242 259V258H241ZM240 258H239V260H238V257H236V256H234V260H236V262L237 261H239V262H241V263H245V264H247V260L245 261V259L242 261ZM260 259V258H259ZM262 259V258H261ZM85 260V261H84ZM107 260H108V262H107ZM221 260H223V263H221ZM224 260H226L225 262H224ZM98 261V262H97ZM109 261L111 262V263H109ZM114 261V262H115ZM245 261V262H244ZM261 261V260H260ZM263 261V260H262ZM114 264V263H113ZM116 264V263H115Z\"/></svg>",
  "mask_w": 264,
  "mask_h": 264
}]
</instances>
